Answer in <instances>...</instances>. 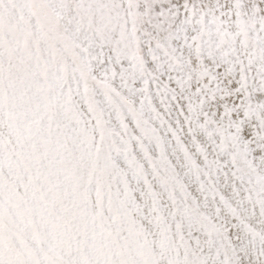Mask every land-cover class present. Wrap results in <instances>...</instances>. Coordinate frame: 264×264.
I'll return each instance as SVG.
<instances>
[{
  "label": "snow or ice",
  "instance_id": "snow-or-ice-1",
  "mask_svg": "<svg viewBox=\"0 0 264 264\" xmlns=\"http://www.w3.org/2000/svg\"><path fill=\"white\" fill-rule=\"evenodd\" d=\"M0 0V264H264V0Z\"/></svg>",
  "mask_w": 264,
  "mask_h": 264
},
{
  "label": "bare ground",
  "instance_id": "bare-ground-1",
  "mask_svg": "<svg viewBox=\"0 0 264 264\" xmlns=\"http://www.w3.org/2000/svg\"><path fill=\"white\" fill-rule=\"evenodd\" d=\"M192 2H195V0H192ZM199 3L201 6H215L216 0H199ZM220 5L224 8L225 11H227L229 7L228 0H219Z\"/></svg>",
  "mask_w": 264,
  "mask_h": 264
}]
</instances>
